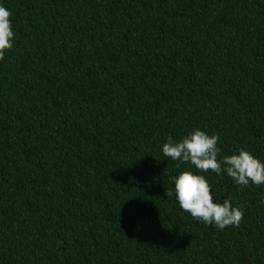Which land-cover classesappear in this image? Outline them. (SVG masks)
<instances>
[{
  "label": "trees",
  "instance_id": "obj_1",
  "mask_svg": "<svg viewBox=\"0 0 264 264\" xmlns=\"http://www.w3.org/2000/svg\"><path fill=\"white\" fill-rule=\"evenodd\" d=\"M0 3V264H264V185L202 173L244 210L216 229L161 151L200 128L264 160V0Z\"/></svg>",
  "mask_w": 264,
  "mask_h": 264
},
{
  "label": "clouds",
  "instance_id": "obj_2",
  "mask_svg": "<svg viewBox=\"0 0 264 264\" xmlns=\"http://www.w3.org/2000/svg\"><path fill=\"white\" fill-rule=\"evenodd\" d=\"M12 13L0 3V61L13 47L15 31L10 19ZM219 136L209 135L193 128L180 140L169 136L162 145V154L172 161L189 165L172 178L173 187L166 193L175 196L180 209L208 226L223 230L238 226L244 210L234 206L230 199L218 202L212 186L202 173L209 170L217 175L227 174L240 186L264 185V160L245 149L231 155L219 156ZM219 157V158H218Z\"/></svg>",
  "mask_w": 264,
  "mask_h": 264
}]
</instances>
